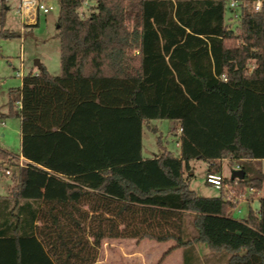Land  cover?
Segmentation results:
<instances>
[{
    "label": "trees",
    "instance_id": "1",
    "mask_svg": "<svg viewBox=\"0 0 264 264\" xmlns=\"http://www.w3.org/2000/svg\"><path fill=\"white\" fill-rule=\"evenodd\" d=\"M227 11L224 0H60L61 75L29 73L0 113L21 120L26 161L0 150L15 169L0 264H98L106 240L124 239L172 241L183 264H202L196 244L225 264H264V197L237 219L224 192L190 186L191 162L208 176L225 160L245 171L225 179L237 194L264 185V4L244 2L235 28ZM152 120L180 123V158L160 137L162 154L143 160Z\"/></svg>",
    "mask_w": 264,
    "mask_h": 264
},
{
    "label": "rangeland",
    "instance_id": "2",
    "mask_svg": "<svg viewBox=\"0 0 264 264\" xmlns=\"http://www.w3.org/2000/svg\"><path fill=\"white\" fill-rule=\"evenodd\" d=\"M54 3L55 11L40 16L38 24L25 27V31L24 24L17 14V2L9 3V10L4 14L3 23H1V17L6 3H0V113L2 114L9 113V91L21 87L23 78L29 73L37 74L40 71L35 65L36 61H40L51 75H61L60 41L57 37L60 0H54ZM93 5L94 3L87 2L82 9L83 15H89ZM236 14H239L238 10L232 12L229 9L226 14L227 23L233 28L238 25ZM4 31L17 33L19 36L6 38L3 35ZM18 73L23 74L24 77H19ZM177 127L178 122L174 120H152L149 124H145L142 131V155L153 158L162 154L164 150L158 143L161 137L163 147L179 157L181 148ZM153 129H157V133ZM21 139L20 119L17 117L5 119L0 116V150L18 156L21 153ZM17 162L25 164L23 160H17ZM11 164H7L10 168L0 166V195H6L8 189L13 186L12 178L15 169L11 168ZM190 165L192 168L189 173L191 189L201 197H218L221 191L207 183V164L204 161H193ZM236 168V163L224 161L222 176L230 178ZM5 169H9L11 175L6 176L3 172ZM263 196L264 191L260 197ZM259 198L252 205L254 209L259 208ZM238 209L241 213L234 214L233 217L246 218L249 205L241 201ZM188 226L190 231L194 232L191 217L188 218ZM174 247L175 243L172 241L157 243L152 240H137V243L130 244L129 241L106 240L103 243L98 264H183V250ZM195 248L202 264H211L214 260L212 256L220 258V255L213 254L205 244H196Z\"/></svg>",
    "mask_w": 264,
    "mask_h": 264
},
{
    "label": "built area",
    "instance_id": "3",
    "mask_svg": "<svg viewBox=\"0 0 264 264\" xmlns=\"http://www.w3.org/2000/svg\"><path fill=\"white\" fill-rule=\"evenodd\" d=\"M15 1L17 2V14L20 16L23 24L24 31L25 27L35 26L38 24L40 16L48 15L51 12L56 10V6L54 0H0L1 2L6 3V7L9 8V3ZM226 2V6L232 12L239 11V14L235 15L236 19H240L241 16V6L246 1H254L255 9L260 11L264 4V0H224ZM87 3V2H86ZM1 7V4H0ZM19 77H24L23 74L18 73ZM224 81H227L226 77L223 76ZM19 107H22V103L19 102ZM23 165V164H21ZM237 170H240V166H237ZM7 175H10V171H6ZM226 178L222 175L211 174L207 176V183L215 186L219 191L224 192V195L228 201L232 203V207L230 209V214L233 212L240 213L241 210L238 209V206L241 201L244 200V195L237 194L236 190L233 189L225 180ZM251 193H256V190H249Z\"/></svg>",
    "mask_w": 264,
    "mask_h": 264
},
{
    "label": "crops",
    "instance_id": "4",
    "mask_svg": "<svg viewBox=\"0 0 264 264\" xmlns=\"http://www.w3.org/2000/svg\"><path fill=\"white\" fill-rule=\"evenodd\" d=\"M9 10V8L6 10V11H8ZM40 20V19H39ZM22 85H23V82H22ZM21 121V120H20ZM178 122V121H177ZM93 127H95V126H93ZM143 131V130H142ZM177 136H181V127H180V123L178 122V127H177ZM168 151V150H167ZM159 155H161V154H158V155H156L155 157H157V156H159ZM15 157H17L18 159H19V161H21V160H23V161H25V159L23 158V156H22V153H20L18 156H15ZM142 157H143V160H150V159H153V158H155V157H153V158H146V157H144L143 155H142ZM181 157V151H180V156L178 157V158H180ZM225 161H228L229 162V160H225ZM25 163H26V161H25ZM223 163H224V161H223ZM236 164H237V166H240V163L241 162H235ZM258 163V166H257V170L259 169L261 172H262V174L264 175V160L263 161H261V162H257ZM191 170H192V168H191ZM237 170V169H236ZM236 170H234V171H236ZM241 170V169H240ZM6 171H7V169H5V170H3V172H4V174L6 175V176H9V175H7L6 174ZM233 171V172H234ZM11 175V174H10ZM232 177V176H231ZM225 178H229V177H225ZM12 187L13 186H11L9 189H8V192H7V194L6 195H0V198H6V197H9L10 196V193H11V190H12ZM264 191V185H263V188H262V190L261 191H258V190H256V193H251L250 191H248L245 195H244V200L242 201V202H244V203H246V204H248L249 205V211H250V209L252 208V209H254L253 207H252V205L254 204V201L255 200H257L261 195H262V192ZM219 196H221V193H220V195ZM218 196V197H219ZM264 197V196H263ZM263 197H260L259 198V203H260V199L261 198H263ZM240 205V204H239ZM3 206L4 205H2L1 207H0V209H2L3 208ZM239 207V206H238ZM259 208H260V204H259ZM259 208H257V209H254V210H259ZM229 213H231L230 211H229ZM241 213V212H240ZM239 213V214H240ZM249 213V212H248ZM234 214H238V213H236V212H233L232 214H230V215H234ZM248 216V215H247ZM247 218V217H246ZM246 218H244V219H246ZM5 225H6V221L4 220V219H2V218H0V230L2 229V228H4L5 227ZM126 241H129L130 242V244H132L133 242H135V243H137V240H135V239H124V240H122V242H126ZM213 257V261H211V264H225V260H224V258H214V256H212ZM182 260H183V253H182Z\"/></svg>",
    "mask_w": 264,
    "mask_h": 264
},
{
    "label": "water",
    "instance_id": "5",
    "mask_svg": "<svg viewBox=\"0 0 264 264\" xmlns=\"http://www.w3.org/2000/svg\"><path fill=\"white\" fill-rule=\"evenodd\" d=\"M35 65L36 67L39 69V70H42L43 69V65L40 63V61H36L35 62ZM245 171L243 170H236L233 172L232 174V178L233 179H240V180H244L245 179Z\"/></svg>",
    "mask_w": 264,
    "mask_h": 264
}]
</instances>
